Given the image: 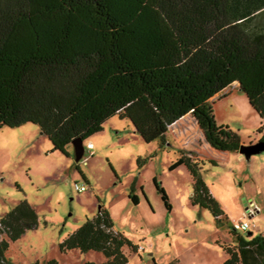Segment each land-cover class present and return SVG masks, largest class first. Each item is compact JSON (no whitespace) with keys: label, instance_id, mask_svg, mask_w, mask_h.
Returning a JSON list of instances; mask_svg holds the SVG:
<instances>
[{"label":"trees","instance_id":"obj_1","mask_svg":"<svg viewBox=\"0 0 264 264\" xmlns=\"http://www.w3.org/2000/svg\"><path fill=\"white\" fill-rule=\"evenodd\" d=\"M235 84L264 117V0H0V128L37 124L63 154L116 115L162 143L191 115L211 147L239 152L247 144L217 122L212 101ZM181 164L193 177L192 203L221 222L199 163L182 152L172 168ZM36 226L27 200L0 219V264H9V240ZM126 245L139 251L103 206L60 244L107 258L85 264H127ZM224 248L223 264H264V234L248 230Z\"/></svg>","mask_w":264,"mask_h":264},{"label":"rangeland","instance_id":"obj_2","mask_svg":"<svg viewBox=\"0 0 264 264\" xmlns=\"http://www.w3.org/2000/svg\"><path fill=\"white\" fill-rule=\"evenodd\" d=\"M219 124L236 131L245 144L264 134V117L251 106L237 84L212 98ZM77 161L53 150L39 125L0 128V219L27 200L37 213V226L9 240V264H85L107 260L102 251L61 249V242L106 208L115 225L139 247L123 250L127 264H223L224 246L237 245L246 231L234 223L249 218L254 235L264 234V150L247 158L221 151L205 140L191 115L171 127L166 142H146L130 119L113 116L103 130L84 141ZM184 152L194 157L226 217L221 222L206 207L191 201L193 177L188 167L173 164ZM155 181L164 187L168 209ZM76 183L87 189L78 191ZM136 194L138 203L131 195ZM256 213L249 216L247 208Z\"/></svg>","mask_w":264,"mask_h":264},{"label":"water","instance_id":"obj_3","mask_svg":"<svg viewBox=\"0 0 264 264\" xmlns=\"http://www.w3.org/2000/svg\"><path fill=\"white\" fill-rule=\"evenodd\" d=\"M72 145L74 148L75 158L77 161H79L83 157L85 152L84 140L81 138H76L72 141ZM263 150L264 140H260L255 144L242 145L239 150V153L241 154V156H246L247 158H250L252 154L261 152ZM253 208L256 209V205H253Z\"/></svg>","mask_w":264,"mask_h":264},{"label":"built area","instance_id":"obj_4","mask_svg":"<svg viewBox=\"0 0 264 264\" xmlns=\"http://www.w3.org/2000/svg\"><path fill=\"white\" fill-rule=\"evenodd\" d=\"M76 188L78 191H84L87 189L86 185H80L79 183H76ZM247 213L249 216H251V215L256 213V210L255 209L253 210L251 208H247ZM234 225L236 228H239V229L246 231V232L252 227V224H251L249 218L235 222Z\"/></svg>","mask_w":264,"mask_h":264},{"label":"crops","instance_id":"obj_5","mask_svg":"<svg viewBox=\"0 0 264 264\" xmlns=\"http://www.w3.org/2000/svg\"><path fill=\"white\" fill-rule=\"evenodd\" d=\"M185 117H187V116H185ZM182 120H184V118H182ZM180 121H181V120H179V121H178L177 123H175L174 125H177ZM174 125H173V126H174ZM173 126H172V127H173ZM256 207H257V206H256Z\"/></svg>","mask_w":264,"mask_h":264}]
</instances>
